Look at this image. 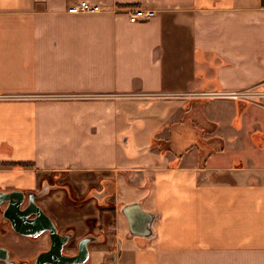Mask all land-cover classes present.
I'll list each match as a JSON object with an SVG mask.
<instances>
[{
  "label": "crops",
  "instance_id": "0c3cea01",
  "mask_svg": "<svg viewBox=\"0 0 264 264\" xmlns=\"http://www.w3.org/2000/svg\"><path fill=\"white\" fill-rule=\"evenodd\" d=\"M78 1L0 0V191L57 186L59 231L100 238L85 264H264V0Z\"/></svg>",
  "mask_w": 264,
  "mask_h": 264
},
{
  "label": "water",
  "instance_id": "95a60500",
  "mask_svg": "<svg viewBox=\"0 0 264 264\" xmlns=\"http://www.w3.org/2000/svg\"><path fill=\"white\" fill-rule=\"evenodd\" d=\"M56 187L57 186L55 185L43 183L40 187L39 192H35L32 190H13L10 192L0 191V205L3 203H7V206L14 207V210L18 214L17 220L12 219L6 214V208L1 212L2 221L7 222L9 228L17 234L30 237H36L42 233L48 234L49 249L39 253L38 256L33 260L34 264H43L45 259L51 257L55 258L56 256L61 259L62 262H58L56 260L54 262L46 261L47 264H66L65 262L67 260H71L72 258L76 259L78 257L80 259L75 261L73 264H82L88 258V245L90 243L97 242L100 238L93 236L92 234L85 235L82 238L74 241L76 249V254L74 255V257L62 253V250L64 249V247H66V244L70 237L66 235H60L57 232L54 224L52 223V220L44 214L40 206L36 203V199L40 198L41 196L48 193L49 190L55 189ZM17 195H21V198H19V200L17 199ZM101 195L102 193H96L94 197L98 199L101 197ZM23 197L26 198L28 206L29 204H31L32 207L35 208V210L30 213L33 214V218L31 219L26 217L24 209H20V205L23 202ZM120 212L127 221L129 233H140L143 234V236H150V224L154 218L152 213L141 210L140 204L138 202L124 204L120 208ZM28 225H34L36 227L32 229V231L25 230L24 226ZM0 263L26 264L19 263V260L17 259L9 258L8 250L2 246H0Z\"/></svg>",
  "mask_w": 264,
  "mask_h": 264
},
{
  "label": "flooded vegetation",
  "instance_id": "af4514ba",
  "mask_svg": "<svg viewBox=\"0 0 264 264\" xmlns=\"http://www.w3.org/2000/svg\"><path fill=\"white\" fill-rule=\"evenodd\" d=\"M40 191V188L38 189V190H36L35 192H39ZM55 191H57L56 189H52V190H49L48 191V193H46L45 195H43V196H41L40 198H38V199H36V203L40 206V208L42 209V211L44 212V214L46 215V216H48L50 219H51V217L49 216V215H47V213L45 212V210L43 209V207L40 205V203H39V200L41 199V198H43V197H46V196H49V195H51L52 193H54ZM70 194V193H69ZM18 197H17V199L19 200V198H21V195H17ZM10 205V204H9ZM7 208V209H6ZM4 209H6V214L8 215V216H10V218H12V219H16L17 220V213H16V211L14 210V207H10V206H7V203H3V204H1L0 205V229H1V225L3 224V223H6V222H3L2 221V216H1V212L4 210ZM20 209H24V211H25V214H26V217L27 218H33V214H30L31 212H33L34 210H35V208L34 207H32V205L31 204H29V206H28V202H27V200H26V198L25 197H23V202L21 203V205H20ZM52 220V219H51ZM40 221V220H39ZM52 223L54 224V222H53V220H52ZM39 224V223H38ZM37 224V225H38ZM54 226H55V228H56V230H57V232L60 234V235H66V236H68V237H70L69 238V240H68V242H67V244H66V247H64V249L62 250V253L63 254H65V255H69V256H72V257H74V255L76 254V249H75V245H74V241L75 240H77V239H75L74 238V232H73V230H71V229H66V230H64V231H62V232H60L59 231V229H58V227L54 224ZM8 227H9V225H8ZM25 228V230H32V229H34L36 226H34V225H28V226H24ZM11 230V229H10ZM26 236V235H25ZM26 237H28L31 241H34V242H38V243H40L41 242V244L40 245H44V247L42 248V250H39V251H37L36 252V254L30 259V258H28V257H25V258H23V259H20V258H15V257H12L11 256V250L10 249H8L7 248V250H8V257L9 258H11V259H17V260H19V263H26V264H34L33 263V260L38 256V254L39 253H41V252H44V251H46V250H48L49 249V242H48V234L47 233H42V234H39L38 236H36V237H30V236H26ZM80 258L78 257V258H72L71 260H67L65 263L66 264H73L75 261H77V260H79ZM58 261V262H62L61 261V259H59L57 256L54 258V257H51V258H47V259H45V261H44V263L43 264H47V262L46 261H50V262H54V261ZM87 261V260H86ZM86 261L84 262V263H82V264H85L86 263ZM1 264V263H0Z\"/></svg>",
  "mask_w": 264,
  "mask_h": 264
},
{
  "label": "built area",
  "instance_id": "2783aa9c",
  "mask_svg": "<svg viewBox=\"0 0 264 264\" xmlns=\"http://www.w3.org/2000/svg\"><path fill=\"white\" fill-rule=\"evenodd\" d=\"M103 8L94 2H89L86 0H80L76 4L69 6L66 12L71 14L77 13H98L101 12ZM128 19L130 22H136L139 20H147L154 15L152 10L135 9L133 11H128ZM199 97L203 98H223L232 99L237 101H250L251 98L256 95L249 90H234V91H222V92H202L198 93Z\"/></svg>",
  "mask_w": 264,
  "mask_h": 264
},
{
  "label": "rangeland",
  "instance_id": "374dc122",
  "mask_svg": "<svg viewBox=\"0 0 264 264\" xmlns=\"http://www.w3.org/2000/svg\"><path fill=\"white\" fill-rule=\"evenodd\" d=\"M9 233V232H8ZM7 226L3 225L0 229V240L3 239L4 241H8L10 244L13 245L14 253L13 257L23 259L25 257L32 258L37 251L42 250L44 245H40V243H36L34 241L27 242H21L18 241L16 238L11 239V235H7ZM39 244V245H38Z\"/></svg>",
  "mask_w": 264,
  "mask_h": 264
}]
</instances>
